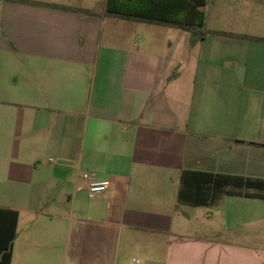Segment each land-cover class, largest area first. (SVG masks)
Masks as SVG:
<instances>
[{"label": "crops", "instance_id": "crops-1", "mask_svg": "<svg viewBox=\"0 0 264 264\" xmlns=\"http://www.w3.org/2000/svg\"><path fill=\"white\" fill-rule=\"evenodd\" d=\"M105 1L0 0L10 264H264V188L180 197L185 171L264 180V0L194 43L161 24L139 43ZM86 168L109 187L88 191Z\"/></svg>", "mask_w": 264, "mask_h": 264}, {"label": "trees", "instance_id": "trees-1", "mask_svg": "<svg viewBox=\"0 0 264 264\" xmlns=\"http://www.w3.org/2000/svg\"><path fill=\"white\" fill-rule=\"evenodd\" d=\"M206 0H106L107 14L120 18L141 21L150 24H161L177 27L190 33V40L204 38L207 34L235 36L231 32L215 30L204 25L205 13L203 6ZM77 11H88L83 8L71 7ZM243 37V35H239ZM187 173L198 177H186ZM207 183L214 185L232 184L236 187L264 188V180L243 178L212 173L185 171L182 175L180 197L194 205L201 204L193 193L196 188L202 189ZM18 210L0 206V264H10L12 241L17 234Z\"/></svg>", "mask_w": 264, "mask_h": 264}, {"label": "rangeland", "instance_id": "rangeland-1", "mask_svg": "<svg viewBox=\"0 0 264 264\" xmlns=\"http://www.w3.org/2000/svg\"><path fill=\"white\" fill-rule=\"evenodd\" d=\"M95 7L100 8L103 6L104 0H92ZM243 6L242 0H206L203 6L205 13L204 25L210 28H235L243 29ZM125 25V22L119 21ZM118 24V23H117ZM133 28L137 27L139 31L138 40L139 43L143 36L155 34L157 39H165L168 36L164 28L150 23L141 21H135L132 23ZM186 36H190V33L186 31ZM142 44V42H141ZM83 171V170H82ZM81 171V172H82ZM100 176V172L97 171ZM198 225V224H195ZM194 230V224H187L186 231Z\"/></svg>", "mask_w": 264, "mask_h": 264}, {"label": "built area", "instance_id": "built-area-1", "mask_svg": "<svg viewBox=\"0 0 264 264\" xmlns=\"http://www.w3.org/2000/svg\"><path fill=\"white\" fill-rule=\"evenodd\" d=\"M81 178L90 192H101L107 189L110 185V180L99 177L94 169L86 168L81 172Z\"/></svg>", "mask_w": 264, "mask_h": 264}]
</instances>
